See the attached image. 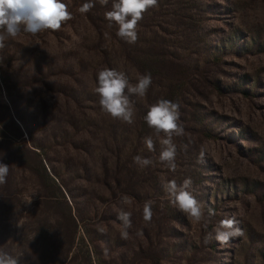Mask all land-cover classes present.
Here are the masks:
<instances>
[{"label":"rangeland","instance_id":"1","mask_svg":"<svg viewBox=\"0 0 264 264\" xmlns=\"http://www.w3.org/2000/svg\"><path fill=\"white\" fill-rule=\"evenodd\" d=\"M70 1L64 0L68 9ZM143 16L139 41L150 46V38L155 39L172 60L202 66V75L210 79L207 85L197 83L199 93L189 90L184 95L191 121L182 123L183 136L174 137L175 172L159 162V139L144 120L152 104L168 98L169 81L152 79L145 97L133 95L131 125L102 112L95 92L97 73L106 68L96 49L100 35L80 12L58 31L37 35L21 31L0 49V132L14 144L30 145L26 129L21 137L12 124L13 120L21 126L22 119L33 138L47 146L60 183L85 212L91 209L87 223L97 232L104 228L107 241L98 244L94 261L264 264V0H158V7ZM116 52L120 71L135 84L140 71L125 61L122 49ZM218 56L219 62L209 63ZM198 103L201 107L195 110ZM193 113L206 115L215 137L200 133ZM148 136L155 141V151L144 143ZM3 148L1 155L15 158L12 150ZM136 155L151 158L154 164L140 169L133 162ZM20 166L15 165L22 193L21 204L12 212L14 222L46 195L39 180L24 174ZM185 178L192 180L190 191L203 205L205 221L200 223L172 206L163 189L167 180L180 184ZM123 195L131 199L123 206L132 212L127 240L121 239L117 220ZM146 201L152 202L151 222L143 220ZM209 207L215 210L211 217ZM229 218L243 235L221 244L214 229ZM42 222L34 218L13 224L11 239L29 234L19 248V264L41 262ZM138 230L143 234L137 235Z\"/></svg>","mask_w":264,"mask_h":264},{"label":"trees","instance_id":"2","mask_svg":"<svg viewBox=\"0 0 264 264\" xmlns=\"http://www.w3.org/2000/svg\"><path fill=\"white\" fill-rule=\"evenodd\" d=\"M85 2H88V0L70 1L69 11L72 13L73 18L66 23L74 21L75 14L79 13V7ZM93 2L95 7L83 15L84 18L89 19L94 24L100 35V41L96 45V49L102 58V65L120 71L116 51L122 49L125 61L131 62V65L137 68L140 74L150 73L152 79L165 77L169 81L167 99L179 104L181 123L190 122L191 120L186 117L188 112L185 107L184 95L189 90L199 93L198 82H204L206 85L210 82L206 75H202L204 74L202 66H192L172 60L170 52L160 43H154L155 39L152 40V38L149 40L150 46L144 45L145 42L139 41V37L134 44L125 42L116 35L117 26L115 24L110 26L105 19L104 13L108 8L110 9L111 0H109L110 5L106 6L100 5L99 0H93ZM220 59L219 56L215 57L209 63L219 62ZM200 76L201 78H199ZM127 77L129 76L127 75ZM218 84L215 82V87L220 89ZM245 92L248 95L252 93L249 89ZM132 97H130L131 100ZM199 107H201L200 103L193 105L195 110ZM205 117V114L193 113L192 121L197 124L200 133L207 138L215 137L216 134H214L212 128H209L210 124H207L208 121ZM19 122L21 126L12 120V124L21 133V137L24 136V129L32 137L30 145L27 143L22 145L14 144L5 139L7 137L0 132V151L5 150L3 147H7L9 152L12 150L15 155V158H13L12 155L3 156L0 153V162L10 167L6 184L0 185V246L18 258L19 253H21L19 248L26 244L28 241L26 236L29 234L11 239L13 224L17 225L22 219L29 223L34 218H40L43 220L41 228L43 231V248L39 264H107V262L94 261L93 255L98 253V244L102 241L106 244L107 240L104 234L93 230L90 226L91 223H87L91 209L85 212L72 192L64 184L60 183V177L54 174L55 170L51 166L52 164L49 163L47 146L33 138L30 125L25 120L21 119ZM17 164L23 165L20 166V169H22L21 171L24 174L29 173L31 177L39 180L46 195L39 198L40 202L32 205V209L27 211L26 216L14 222L12 212L16 205L21 204L22 193L18 190V183H16L18 175L15 173V165ZM39 206L41 208L40 211L38 209ZM209 209L215 211L209 207L207 212ZM80 229L84 230L85 237L79 238Z\"/></svg>","mask_w":264,"mask_h":264},{"label":"clouds","instance_id":"3","mask_svg":"<svg viewBox=\"0 0 264 264\" xmlns=\"http://www.w3.org/2000/svg\"><path fill=\"white\" fill-rule=\"evenodd\" d=\"M100 5L106 6L109 0H99ZM95 7L93 0L83 3L78 11L87 14ZM158 7V0H111V7L104 15L109 25L117 26L116 35L129 44L138 39V24L143 15L151 8ZM73 18L64 0H0V49L5 42L17 37L21 31L37 35L45 30L58 31L62 25ZM23 25V28L21 27ZM152 84L150 73L141 74L137 82H129L127 75L115 68H103L97 73L96 94L99 96V105L105 114L129 125L134 123L135 108L131 96L143 98ZM179 104L169 99L161 98L152 104L144 116L149 128L154 129L159 139V162L170 171L177 169V145L174 137L184 135V127L180 121ZM162 134V136H161ZM147 149L155 151V141L152 136L145 137ZM185 150L187 145L184 146ZM133 162L140 169L154 164L151 158L136 155ZM9 165L0 162V185L7 182ZM163 189L169 202L176 209L184 213L190 220L200 223L205 221L203 205L193 195L190 188L192 180L185 178L178 184L175 179L163 183ZM122 207L118 210L117 220L121 222V239L129 238L128 229L132 227V212L125 210L131 204V199L123 195L120 201ZM215 215L209 209L208 217ZM153 218L152 202L146 201L143 205V220L151 222ZM98 231L104 233L103 227ZM215 239L221 244H227L233 237L243 235L235 219H223L214 229ZM138 230L137 235H142ZM107 254V250H105ZM0 264H19V258L14 257L4 247L0 246Z\"/></svg>","mask_w":264,"mask_h":264}]
</instances>
